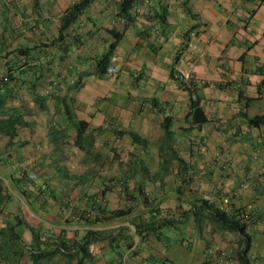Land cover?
<instances>
[{
  "label": "crops",
  "instance_id": "0c3cea01",
  "mask_svg": "<svg viewBox=\"0 0 264 264\" xmlns=\"http://www.w3.org/2000/svg\"><path fill=\"white\" fill-rule=\"evenodd\" d=\"M76 1L0 0V76H15L9 104L26 121L14 138L0 135V230L18 223L19 264H65L63 248L50 252L88 230L101 233L84 264H221L210 249L238 261L239 233L199 210L202 199L245 224L249 264H264V124L245 116L264 114V0H131L124 14V0H90L62 29ZM109 52L112 79L97 69ZM64 98L88 124L87 149Z\"/></svg>",
  "mask_w": 264,
  "mask_h": 264
},
{
  "label": "trees",
  "instance_id": "16d2710c",
  "mask_svg": "<svg viewBox=\"0 0 264 264\" xmlns=\"http://www.w3.org/2000/svg\"><path fill=\"white\" fill-rule=\"evenodd\" d=\"M89 3L90 0H79L73 3L72 6L69 8V10L63 16L62 29L67 28L69 25L75 22L76 19L82 14L83 10L89 5ZM129 4H131V0H124L121 4V10L119 13L124 14ZM109 62H110V52L109 54L104 55L98 61L97 69L99 75L102 76L107 72ZM259 71L264 75V65L260 67ZM6 75L8 77V80L4 81L3 80L4 76H3L0 82V135H5L8 138H14L15 136L18 135L19 127L24 126L26 123L24 119L25 109L20 106H13L9 104L14 99L12 94V91L14 89H12L10 83L15 79V76H10V73H7ZM182 85L191 94L190 113L193 117V121H198L200 123L201 121L203 122V120H201L199 116L201 115L200 101L195 94L193 83H186L182 80ZM260 87H264V78L260 83ZM33 101L37 104V106L40 109L47 108L46 97L37 92H34ZM62 103L64 105V112L67 119L77 129V137L75 141L76 146H78L80 149H87L85 142L86 144L88 143L89 146H92V143H90L88 140L92 138V134H86V130L88 127L87 122L83 120H77L75 118L76 116H74L75 114L73 113L72 108L70 107L66 98L62 100ZM245 116L247 117L248 122L252 125L259 126L264 124V114L257 115L254 117H249L245 113ZM164 130L167 137H169L172 133L169 124L167 123L164 124ZM131 135L134 142H138L142 139L140 136H138L135 133H131ZM31 180L28 175V182H30ZM123 183L124 182L120 183V187H123ZM124 191H123L124 193L123 195L127 196V193ZM1 205H2V199L0 198V207ZM202 209L210 210L211 218L221 223L224 227L235 230L239 233L241 241H240V248L237 252V259H238L237 264H249V257L247 255V251L251 244V241H250V237L245 233V224L242 223L239 219H237L235 217L236 216L235 214L234 215L229 214L220 208L214 207L213 204L206 199H202V203L200 205L199 210ZM129 211L130 209L113 210L112 214L118 216V215L126 214ZM157 211L158 209L155 208L151 209V212L153 213L154 216L157 215ZM96 220L99 221L102 220V218L97 217ZM167 222L168 220L166 218L162 219L159 222H156V220L154 219L145 224H137L136 231L138 232V234L142 232L150 233L162 227ZM22 223H24V221L20 220V224ZM17 224L7 225L5 228H2L0 230V264H9L8 261L11 253L13 256H15L14 258L16 260V262L13 264H19L24 256L26 248L21 240L19 233H17L16 231ZM100 233L101 232L95 230H88L83 235L81 240L74 239L71 240L69 243H67L66 241H62L59 243L60 248H56L50 253L54 255L58 251V249L63 248L67 261L65 264H70L74 259H76L75 264H84L86 259L91 257V253L89 251V245L94 240L97 239V235H100ZM34 235L35 237H37V234L35 232ZM43 255L44 254L42 252H38V254H34L33 255L34 262L37 263L39 259L43 257Z\"/></svg>",
  "mask_w": 264,
  "mask_h": 264
},
{
  "label": "built area",
  "instance_id": "2783aa9c",
  "mask_svg": "<svg viewBox=\"0 0 264 264\" xmlns=\"http://www.w3.org/2000/svg\"><path fill=\"white\" fill-rule=\"evenodd\" d=\"M193 46L195 48H199L200 50H204V48H202V46L204 47V45L200 44L199 42H194ZM116 72H117V68L115 66H109L108 67L107 73H108V75L110 76L111 79L115 76ZM179 77L184 82L191 83V81L193 79V74L191 72H186V73H182L181 76H179ZM3 80L4 81L8 80L7 75H4ZM35 177H36V173L35 172H31L29 174L30 180L34 179ZM205 197L209 198L208 195H206ZM209 253H211V254L212 253H217L218 256H219L221 264H237L238 263L236 258H234V256L228 250H225V249H217V250L210 249Z\"/></svg>",
  "mask_w": 264,
  "mask_h": 264
},
{
  "label": "rangeland",
  "instance_id": "374dc122",
  "mask_svg": "<svg viewBox=\"0 0 264 264\" xmlns=\"http://www.w3.org/2000/svg\"><path fill=\"white\" fill-rule=\"evenodd\" d=\"M1 77H3V76H0V78H1ZM12 221H13V219H12Z\"/></svg>",
  "mask_w": 264,
  "mask_h": 264
}]
</instances>
